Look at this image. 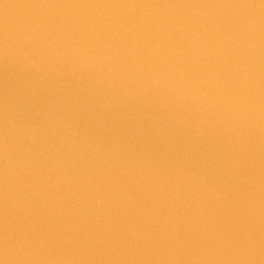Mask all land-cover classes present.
Returning a JSON list of instances; mask_svg holds the SVG:
<instances>
[{"label": "water", "instance_id": "95a60500", "mask_svg": "<svg viewBox=\"0 0 264 264\" xmlns=\"http://www.w3.org/2000/svg\"><path fill=\"white\" fill-rule=\"evenodd\" d=\"M0 264H264V0H0Z\"/></svg>", "mask_w": 264, "mask_h": 264}]
</instances>
